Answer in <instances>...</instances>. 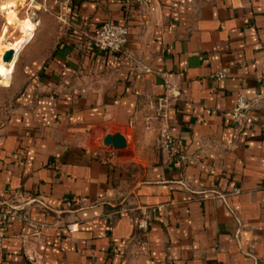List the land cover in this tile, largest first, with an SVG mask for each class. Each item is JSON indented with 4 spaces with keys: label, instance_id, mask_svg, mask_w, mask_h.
<instances>
[{
    "label": "crops",
    "instance_id": "0c3cea01",
    "mask_svg": "<svg viewBox=\"0 0 264 264\" xmlns=\"http://www.w3.org/2000/svg\"><path fill=\"white\" fill-rule=\"evenodd\" d=\"M16 1L0 35L30 40L0 79V211L29 220L7 217L0 264H264V0H72L65 20L21 0L6 25ZM107 21L128 28L122 52L90 45ZM164 94L181 157L145 125ZM239 95L259 100L243 126ZM116 132L124 150L104 144Z\"/></svg>",
    "mask_w": 264,
    "mask_h": 264
},
{
    "label": "built area",
    "instance_id": "2783aa9c",
    "mask_svg": "<svg viewBox=\"0 0 264 264\" xmlns=\"http://www.w3.org/2000/svg\"><path fill=\"white\" fill-rule=\"evenodd\" d=\"M146 6L149 5L150 0H137ZM54 6L60 11V18L65 20L72 13V0H53ZM129 38L128 28L125 25L118 24L112 21L103 22L100 24L94 32L89 36L90 45L101 52H122L127 45ZM226 77V71L223 70L217 74V78L222 79ZM261 84L264 85V73L260 79ZM174 96V95H172ZM171 95L164 94L157 96L147 102L145 125L147 128H158L160 137L161 149L167 152L172 157H181L180 152L182 148V142L179 139H174L166 126L167 122V110L170 104ZM259 104L258 99L249 100L244 95L237 97L236 106L232 110L234 121L240 126L251 123V119L248 116V111ZM36 203L35 199L27 200V205H33ZM20 207L9 205L7 211H0V248L3 245L5 239V223L8 216H12L19 221L28 222L26 213H20ZM22 209V208H21ZM120 212L126 213L128 210L122 208ZM118 212H110L106 217L111 220ZM135 224L142 236H146L148 230V215L146 211H142L140 216L135 219ZM69 231L73 232V226H69ZM141 252L146 250V243H142L140 247Z\"/></svg>",
    "mask_w": 264,
    "mask_h": 264
},
{
    "label": "rangeland",
    "instance_id": "374dc122",
    "mask_svg": "<svg viewBox=\"0 0 264 264\" xmlns=\"http://www.w3.org/2000/svg\"><path fill=\"white\" fill-rule=\"evenodd\" d=\"M15 3V5H17L18 7L19 6H22V4H23V2L21 1V0H19V1H16V2H14ZM4 6V5H3ZM2 6V7H3ZM2 7H1V9H2ZM4 9H2V10H5V12H6V15H7V17H6V25H9V26H11V25H18V21H19V19H18V17H16V14H15V9L17 8V7H15L14 9L13 8H9L7 5H5L4 7H3ZM9 9V10H8ZM2 12V11H1ZM2 14H4L3 12H2ZM0 18H2L1 20H2V22L3 21H5V18L4 17H0ZM7 20H9V22H7ZM21 21V20H20ZM22 21H29V22H31L32 23V21L29 19V18H26L25 20H22ZM33 24V23H32ZM14 28V27H13ZM34 30H35V28H34ZM22 33V32H21ZM31 33V32H30ZM7 34H8V30L6 29V28H3L2 29V32H1V35H0V47L3 45V44H5L4 43V40L6 39V36H7ZM15 34V33H14ZM16 35V34H15ZM30 40V38H24V37H21L20 38V40H19V44L23 47L28 41ZM3 47H1V49H0V62L2 61L1 59H3V56H2V54H3ZM1 83H4L2 80H1ZM152 130H157V132H158V128H155V129H152ZM157 135H158V137H159V133H156ZM158 143H159V146H160V148H161V145H160V137H159V141H158Z\"/></svg>",
    "mask_w": 264,
    "mask_h": 264
},
{
    "label": "bare ground",
    "instance_id": "6f19581e",
    "mask_svg": "<svg viewBox=\"0 0 264 264\" xmlns=\"http://www.w3.org/2000/svg\"><path fill=\"white\" fill-rule=\"evenodd\" d=\"M7 6L9 8H12L16 5L14 2H12ZM21 26L23 27V30L25 33L30 29V26L27 23H22ZM1 47H3L4 50L9 49V50H14V52H15L13 59L9 63L3 62V59H1L2 61L0 62V79L4 82L3 83L4 85H7L9 76H10L12 69H13V64H14L15 58H16L17 54L19 53V51L21 50L22 47L18 43H5ZM1 47H0V49H1Z\"/></svg>",
    "mask_w": 264,
    "mask_h": 264
},
{
    "label": "water",
    "instance_id": "95a60500",
    "mask_svg": "<svg viewBox=\"0 0 264 264\" xmlns=\"http://www.w3.org/2000/svg\"><path fill=\"white\" fill-rule=\"evenodd\" d=\"M15 55L14 50H8L3 55V62L9 63ZM104 144L106 146L112 147L114 150L120 151L127 147V142L124 136L116 132L114 134L107 135L104 139Z\"/></svg>",
    "mask_w": 264,
    "mask_h": 264
}]
</instances>
